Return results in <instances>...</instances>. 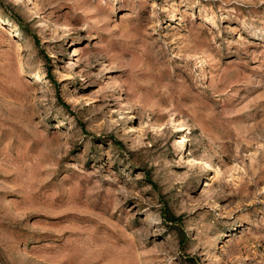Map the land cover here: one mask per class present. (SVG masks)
I'll list each match as a JSON object with an SVG mask.
<instances>
[{"label":"rangeland","instance_id":"374dc122","mask_svg":"<svg viewBox=\"0 0 264 264\" xmlns=\"http://www.w3.org/2000/svg\"><path fill=\"white\" fill-rule=\"evenodd\" d=\"M0 264H264V0H0Z\"/></svg>","mask_w":264,"mask_h":264}]
</instances>
